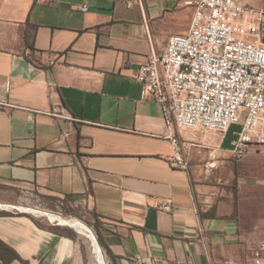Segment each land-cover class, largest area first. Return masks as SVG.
<instances>
[{
  "label": "crops",
  "instance_id": "obj_1",
  "mask_svg": "<svg viewBox=\"0 0 264 264\" xmlns=\"http://www.w3.org/2000/svg\"><path fill=\"white\" fill-rule=\"evenodd\" d=\"M194 1L0 0V183L81 204L115 257L85 215H0L30 264H248L264 242V150L234 156L240 125L170 128L138 80L153 48L189 31ZM172 133L188 168L172 164Z\"/></svg>",
  "mask_w": 264,
  "mask_h": 264
},
{
  "label": "built area",
  "instance_id": "obj_2",
  "mask_svg": "<svg viewBox=\"0 0 264 264\" xmlns=\"http://www.w3.org/2000/svg\"><path fill=\"white\" fill-rule=\"evenodd\" d=\"M193 4L189 31L169 36L166 47L153 48L141 65L143 97L162 103L170 128L224 135L240 125L232 142L237 158L255 146L264 150V0L260 6L238 0ZM77 8L88 10L85 4ZM170 140L172 164L188 168L186 141L174 133ZM172 210L170 201L160 209ZM248 264H264V242L252 250Z\"/></svg>",
  "mask_w": 264,
  "mask_h": 264
},
{
  "label": "rangeland",
  "instance_id": "obj_3",
  "mask_svg": "<svg viewBox=\"0 0 264 264\" xmlns=\"http://www.w3.org/2000/svg\"><path fill=\"white\" fill-rule=\"evenodd\" d=\"M0 205L3 206L2 208L7 206L5 209L0 208V210L7 209V211L13 213H27L26 211H23L21 208L18 207L36 210L38 212L34 214L38 215V221L42 219V224L48 223V220L45 215L46 212H51L53 214L65 213V217L71 216L69 214H72L74 216L85 215L87 219H92L93 223H86L89 226H91V224H96L97 222H99V224H102L101 220L95 217L94 215L86 214V211L81 204H74L72 200H68L65 198L63 199L59 197L44 195L40 193L37 189L27 190L24 188L9 186L7 184L0 183ZM70 218L72 217H69L68 219ZM93 260L95 264H100V259L98 257L97 260Z\"/></svg>",
  "mask_w": 264,
  "mask_h": 264
},
{
  "label": "trees",
  "instance_id": "obj_4",
  "mask_svg": "<svg viewBox=\"0 0 264 264\" xmlns=\"http://www.w3.org/2000/svg\"><path fill=\"white\" fill-rule=\"evenodd\" d=\"M12 213L13 212H9V211H0V215H10ZM23 214L30 216L27 213H23ZM95 217H97L99 219V217L97 215H95ZM34 220H35V222H37V224L40 225V223L38 221H36V219H34ZM100 227H101V224H99V222L94 224V228H95V231L97 233L98 241L101 244V246L105 249V252L107 253V255L109 257H111L113 260H115L113 253L111 252V250L109 249L108 245L106 244V242L104 240V237L101 233ZM69 236H71L73 239L76 238L75 234H73V233H70ZM0 260H1V264H12V262L14 260H19L23 264H30L29 260L24 259L14 248H12L8 244H6L1 239H0Z\"/></svg>",
  "mask_w": 264,
  "mask_h": 264
},
{
  "label": "bare ground",
  "instance_id": "obj_5",
  "mask_svg": "<svg viewBox=\"0 0 264 264\" xmlns=\"http://www.w3.org/2000/svg\"><path fill=\"white\" fill-rule=\"evenodd\" d=\"M14 207H17V206H14ZM18 208H21L23 210H26L27 208H23V207H18ZM70 223H72L80 232L90 236L93 240H94V237L93 235L90 233V230L88 229V227H86L85 225H82L81 222H78L77 220H69ZM98 248V246H97ZM96 249V248H95ZM98 253H99V250H97ZM102 256V255H101ZM103 263V262H102Z\"/></svg>",
  "mask_w": 264,
  "mask_h": 264
},
{
  "label": "water",
  "instance_id": "obj_6",
  "mask_svg": "<svg viewBox=\"0 0 264 264\" xmlns=\"http://www.w3.org/2000/svg\"><path fill=\"white\" fill-rule=\"evenodd\" d=\"M98 243V242H97Z\"/></svg>",
  "mask_w": 264,
  "mask_h": 264
}]
</instances>
